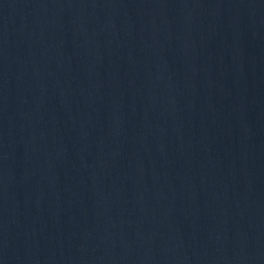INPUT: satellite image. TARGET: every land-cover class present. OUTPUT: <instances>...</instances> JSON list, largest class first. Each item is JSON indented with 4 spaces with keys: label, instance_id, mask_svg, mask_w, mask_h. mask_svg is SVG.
I'll return each mask as SVG.
<instances>
[{
    "label": "water",
    "instance_id": "95a60500",
    "mask_svg": "<svg viewBox=\"0 0 264 264\" xmlns=\"http://www.w3.org/2000/svg\"><path fill=\"white\" fill-rule=\"evenodd\" d=\"M0 264H264V0H0Z\"/></svg>",
    "mask_w": 264,
    "mask_h": 264
}]
</instances>
